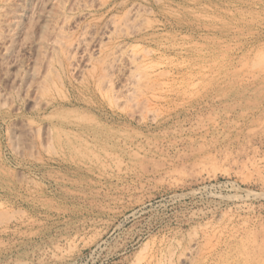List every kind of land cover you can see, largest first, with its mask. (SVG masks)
Returning <instances> with one entry per match:
<instances>
[{"label": "rangeland", "instance_id": "rangeland-1", "mask_svg": "<svg viewBox=\"0 0 264 264\" xmlns=\"http://www.w3.org/2000/svg\"><path fill=\"white\" fill-rule=\"evenodd\" d=\"M0 264H264V0H0Z\"/></svg>", "mask_w": 264, "mask_h": 264}]
</instances>
